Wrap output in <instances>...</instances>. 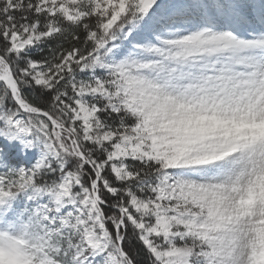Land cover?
Here are the masks:
<instances>
[{"label":"snow or ice","instance_id":"1","mask_svg":"<svg viewBox=\"0 0 264 264\" xmlns=\"http://www.w3.org/2000/svg\"><path fill=\"white\" fill-rule=\"evenodd\" d=\"M0 264H264V0H0Z\"/></svg>","mask_w":264,"mask_h":264}]
</instances>
